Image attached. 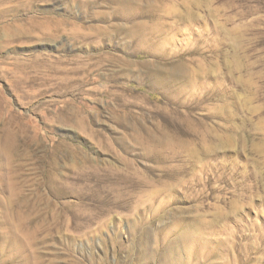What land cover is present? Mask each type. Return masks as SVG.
I'll use <instances>...</instances> for the list:
<instances>
[{
  "label": "rangeland",
  "instance_id": "obj_1",
  "mask_svg": "<svg viewBox=\"0 0 264 264\" xmlns=\"http://www.w3.org/2000/svg\"><path fill=\"white\" fill-rule=\"evenodd\" d=\"M0 264H264V0H0Z\"/></svg>",
  "mask_w": 264,
  "mask_h": 264
},
{
  "label": "bare ground",
  "instance_id": "obj_2",
  "mask_svg": "<svg viewBox=\"0 0 264 264\" xmlns=\"http://www.w3.org/2000/svg\"><path fill=\"white\" fill-rule=\"evenodd\" d=\"M33 23H34V21H31V22H29V24H27V25H25V26L31 25V24H33ZM55 32H56L57 34H67V33H68L67 30H59V29L55 30ZM21 33H22V36H27V35H29V32H28V30H27L26 28H24V29L21 31ZM38 57L41 58V56H38Z\"/></svg>",
  "mask_w": 264,
  "mask_h": 264
}]
</instances>
